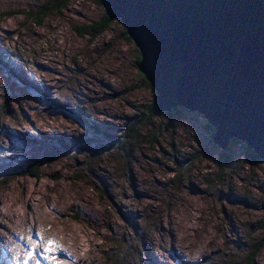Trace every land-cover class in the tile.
<instances>
[{
  "label": "rangeland",
  "instance_id": "rangeland-1",
  "mask_svg": "<svg viewBox=\"0 0 264 264\" xmlns=\"http://www.w3.org/2000/svg\"><path fill=\"white\" fill-rule=\"evenodd\" d=\"M52 4L0 0V264H25L36 232L64 242L62 264H249L264 241V161L215 145L198 111L156 113L123 24L77 34L105 14L100 0L37 25ZM148 104L159 137L139 150L120 133Z\"/></svg>",
  "mask_w": 264,
  "mask_h": 264
},
{
  "label": "water",
  "instance_id": "water-1",
  "mask_svg": "<svg viewBox=\"0 0 264 264\" xmlns=\"http://www.w3.org/2000/svg\"><path fill=\"white\" fill-rule=\"evenodd\" d=\"M140 54L153 109L198 111L264 161L263 0H100Z\"/></svg>",
  "mask_w": 264,
  "mask_h": 264
},
{
  "label": "trees",
  "instance_id": "trees-1",
  "mask_svg": "<svg viewBox=\"0 0 264 264\" xmlns=\"http://www.w3.org/2000/svg\"><path fill=\"white\" fill-rule=\"evenodd\" d=\"M68 2H69V0H53V4H52L51 9L45 10V11L41 12L40 14H35V15L31 16V18L33 17L34 22L37 25H40L43 22V19L46 17L47 13H51L52 10L54 12H60L59 9L62 6L64 7V5H67ZM111 22H112V20H110L104 14L101 17V19L99 21L93 23L92 26L87 27V28L83 27V28L78 29L77 34L80 37L90 36V38L94 39L97 34L105 31L110 26ZM126 40L130 41L127 36H126ZM136 58H137V63H138L139 62V56H138L137 51H136ZM141 81L144 84V86L146 88H148L149 84L146 82L144 77H141ZM174 111H175L174 113H176V114L182 113L181 109H179V110L175 109ZM174 113H172V114H174ZM172 114H169V115H172ZM156 116H157V114L152 111V107L149 104L143 105L142 111H140V112H137L135 110V112L129 116V122L123 127V131H121V133H120L121 138H123L126 142L130 141L131 143H138L140 145V147L138 148L139 150H140L141 146L144 145V144L141 145V143L145 139H148L149 142H151V143L157 142V138L159 136L153 134V136L150 137L151 134H149V131L150 130L152 131L153 128L156 127V123H157V121H155ZM205 129H206V132L207 131H210V132L213 131V129L209 125H206ZM238 143L239 142L235 141L232 145H236ZM60 145L64 146V142L60 141ZM105 148L108 150H111L108 147H105ZM244 153H245L247 165L256 166V167L258 165H261V161L255 156V154L251 150L247 149V147L245 145H244ZM224 159L227 160V159H229V157L226 156V157H224ZM37 169H38V164L35 165V163L28 168L29 171H33V170H37ZM263 245H264V241H262V244L260 246L255 248V250L253 251L252 256H251L252 258L249 259V261H248L249 264H251L253 261V255Z\"/></svg>",
  "mask_w": 264,
  "mask_h": 264
},
{
  "label": "snow or ice",
  "instance_id": "snow-or-ice-1",
  "mask_svg": "<svg viewBox=\"0 0 264 264\" xmlns=\"http://www.w3.org/2000/svg\"><path fill=\"white\" fill-rule=\"evenodd\" d=\"M35 237V239L29 237L27 240L29 248L24 257L25 264L33 259L34 253H36L37 249L40 250V255L39 258L36 259L35 264H40L41 259L45 261L46 264H62L61 260L57 256V253L61 252L59 245H57L52 239L45 241L40 232H36ZM21 239H23V237H21Z\"/></svg>",
  "mask_w": 264,
  "mask_h": 264
},
{
  "label": "bare ground",
  "instance_id": "bare-ground-1",
  "mask_svg": "<svg viewBox=\"0 0 264 264\" xmlns=\"http://www.w3.org/2000/svg\"><path fill=\"white\" fill-rule=\"evenodd\" d=\"M57 243H58V245H62V244H64V242H61V241H59V240H58Z\"/></svg>",
  "mask_w": 264,
  "mask_h": 264
}]
</instances>
